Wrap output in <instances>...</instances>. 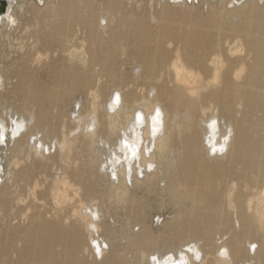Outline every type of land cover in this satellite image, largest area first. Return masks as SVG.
I'll return each mask as SVG.
<instances>
[{
  "label": "bare ground",
  "instance_id": "obj_1",
  "mask_svg": "<svg viewBox=\"0 0 264 264\" xmlns=\"http://www.w3.org/2000/svg\"><path fill=\"white\" fill-rule=\"evenodd\" d=\"M7 1L0 20L17 29ZM259 1L222 0L208 3V16L178 18L168 2L143 9L161 0L90 10L70 0L37 14L38 28L25 23L27 42L0 50V66L15 65L0 77V104L11 101L8 112L0 107V144L12 153L0 167V264H128L101 240L114 230L104 199L139 227L135 264H264ZM79 94L86 102L70 115ZM162 191L179 208L175 247L199 240L154 260L159 237L140 210ZM47 196L53 212L38 208Z\"/></svg>",
  "mask_w": 264,
  "mask_h": 264
},
{
  "label": "rangeland",
  "instance_id": "obj_2",
  "mask_svg": "<svg viewBox=\"0 0 264 264\" xmlns=\"http://www.w3.org/2000/svg\"><path fill=\"white\" fill-rule=\"evenodd\" d=\"M56 1V2H55ZM76 2L77 6L83 10H90L92 6L99 5L101 3H104L108 0H73ZM70 0H14L13 1V9L11 11V16L14 13L13 16H15L18 19V25L19 27L16 29L14 26L12 27V24H10L9 18H4V22L0 20V50L7 51L8 48L13 47L14 48L18 45H21L23 41L27 42V39L20 38L19 31L23 30L25 23L28 20H31V28L34 29L38 28L36 25V21L38 19L36 18V15L44 14L46 11H52V12H58L61 10L65 4L69 3ZM147 2V0H146ZM169 2V0H161L159 3L160 5L157 8H150V3H144V10L149 11L152 9H155V11L160 10L161 8H164L165 3ZM208 3H210L213 6L221 8L222 0H205V4L202 5L201 0H194V1H184L181 4L175 5L174 3H171L172 7V13L176 17H184L185 14L190 12V16H187L189 18L191 17H199L201 15L208 16L210 8H208ZM259 4L261 5V0L259 1ZM22 5L24 8L20 9V6ZM56 5H58L56 7ZM162 5V6H161ZM20 6V7H19ZM38 6V7H37ZM19 7V8H18ZM44 7V8H43ZM53 7V8H52ZM95 7V6H94ZM232 7V5H229L228 8ZM43 8V9H42ZM24 14L25 17L20 15ZM23 12V13H22ZM29 15V16H28ZM12 16V17H13ZM34 16V17H31ZM7 19V20H6ZM10 24V25H9ZM30 28V29H31ZM32 28V29H33ZM16 29V30H15ZM13 45V46H11ZM13 71L15 70V65L11 64L10 62H6L5 67L0 66V77L4 74L2 70L10 69ZM12 83V79H10ZM86 102V98L79 94L76 99H74L68 107V111L70 115L75 111L78 112L81 105H78V103L84 104ZM14 106V115H16V119L18 116L17 111V102L16 100L12 101ZM19 103V102H18ZM11 106V101H8L7 99H3V102L0 104V107L5 110V112H8ZM79 106V107H78ZM9 109V110H7ZM4 117H6L4 115ZM41 134L45 135V132H41ZM49 143V141H48ZM12 143L10 145V148H12ZM4 144H0V167H7L8 158L9 156H12V153L6 148ZM8 150V151H7ZM54 149L52 150V152ZM92 152L93 150L90 149ZM47 154V153H46ZM49 154V153H48ZM91 154V153H90ZM92 161V160H91ZM169 178V179H168ZM167 182L170 183L171 179L170 177H167ZM111 187V186H110ZM142 193V191H140ZM25 198L28 196L24 194ZM137 195V194H136ZM139 195V194H138ZM164 196V200L161 201V198L156 197L154 194H151L145 198V211L140 210L145 216L148 218V224L151 226L153 235H155V238H158L159 245H152L148 251L149 256L156 257L157 254L162 258H165L169 254H174L176 256L179 255V252L186 248V246L190 243L197 242L199 240L198 237H189L188 239H183L180 246L178 248L175 247V244H173L174 238L177 239V237L172 236L170 229H173L176 226V224L173 222L179 213V208H176L172 206L170 203L173 201V198L170 194L166 193L165 191L161 192V197ZM141 196V195H139ZM104 197L110 198V195H104ZM137 198L138 196H134ZM38 208H42L47 212H53V200L47 196V198L39 203ZM144 209V208H143ZM100 210L104 213H106L109 217L107 219V223L114 229L112 232L110 231V234H106L101 236V240H105V242L109 245L111 249H115L114 253L116 256L114 258L125 261L128 264H135V262L142 258L141 252L138 249L137 244V233L139 230V227L135 226V224L129 223L126 219L125 211L124 209L120 207L113 206V208H110L108 204H105V199L102 201V204H100ZM185 211V210H184ZM124 212V213H123ZM121 216V217H120ZM123 219L120 220V219ZM111 220V221H110ZM120 220V221H119ZM113 223V224H111ZM126 223V224H125ZM114 225V226H113ZM70 223H66L65 227L68 228ZM136 228V229H135ZM138 228V229H137ZM163 239V240H162ZM220 241L221 237L217 234L216 240ZM143 248H141L142 250ZM154 255V256H153ZM92 260L91 258H89ZM143 259V258H142ZM141 264H144L145 260H140ZM245 264H248L247 262Z\"/></svg>",
  "mask_w": 264,
  "mask_h": 264
},
{
  "label": "water",
  "instance_id": "obj_3",
  "mask_svg": "<svg viewBox=\"0 0 264 264\" xmlns=\"http://www.w3.org/2000/svg\"><path fill=\"white\" fill-rule=\"evenodd\" d=\"M7 7H8V1L7 0H1L0 1V14H4Z\"/></svg>",
  "mask_w": 264,
  "mask_h": 264
},
{
  "label": "clouds",
  "instance_id": "obj_4",
  "mask_svg": "<svg viewBox=\"0 0 264 264\" xmlns=\"http://www.w3.org/2000/svg\"><path fill=\"white\" fill-rule=\"evenodd\" d=\"M42 2V0H41ZM261 3H264V0H261ZM149 168L151 169V166H149ZM113 178L115 179V175H113ZM253 248H255V245H253ZM152 259L155 260V257H153ZM165 264H167V261H165Z\"/></svg>",
  "mask_w": 264,
  "mask_h": 264
}]
</instances>
